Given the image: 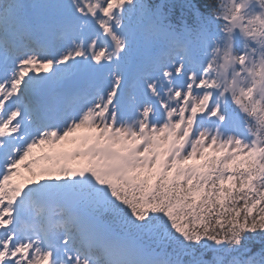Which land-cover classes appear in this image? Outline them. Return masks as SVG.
Segmentation results:
<instances>
[{
	"label": "snow or ice",
	"instance_id": "1",
	"mask_svg": "<svg viewBox=\"0 0 264 264\" xmlns=\"http://www.w3.org/2000/svg\"><path fill=\"white\" fill-rule=\"evenodd\" d=\"M0 264H264V0H0Z\"/></svg>",
	"mask_w": 264,
	"mask_h": 264
}]
</instances>
